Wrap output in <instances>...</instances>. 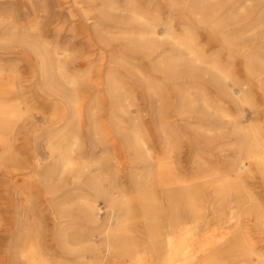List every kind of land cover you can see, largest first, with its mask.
I'll use <instances>...</instances> for the list:
<instances>
[{
    "label": "rangeland",
    "instance_id": "obj_1",
    "mask_svg": "<svg viewBox=\"0 0 264 264\" xmlns=\"http://www.w3.org/2000/svg\"><path fill=\"white\" fill-rule=\"evenodd\" d=\"M195 4L203 6L195 9L198 13L192 12ZM217 20L224 22L222 29L215 27ZM9 34L30 36L49 51L61 49V65L67 77L77 78L82 98L77 117L65 107L62 112L48 93L29 47L17 42L9 51L1 42ZM177 42L191 43L196 57ZM173 56L178 59L171 67ZM0 68L17 71L24 94V116L11 125L13 163L31 165L25 173L42 175L45 170H35L34 164L38 158L49 164L50 158L42 160L48 145L58 141L63 150L65 134L78 138L71 154L75 169L61 164L59 197L51 199L37 185L25 193L31 199L25 228L36 232L33 240L46 257L61 255V261L74 263L79 254H69L65 244L76 241L94 242L101 256H112L108 244L113 239L104 229L111 200L125 205L122 211L132 217L130 231L146 242L140 208L152 187L145 173L160 165H171L176 179L204 192V203L211 202L204 182L218 173L231 174L242 195L264 206L263 170L237 152L246 131L264 137V0H0ZM110 81L125 102L124 111L113 112L106 92ZM63 86L74 92L75 87ZM122 127L135 128L144 138L143 156L118 135ZM241 160L246 169L230 173V163ZM89 180H98L109 198L97 197ZM10 181L14 189L7 193ZM22 181L0 169V264L4 258H9L5 264H23L20 254L29 243L23 239L16 245L10 222L12 213L24 212L18 205L25 196L23 201L14 196ZM154 194L155 206L166 211L163 191L157 188ZM84 201H96L95 227L81 217ZM116 225V219L109 224ZM59 226L68 234L61 237V248ZM254 232L253 237L264 239ZM85 255L93 259L92 253Z\"/></svg>",
    "mask_w": 264,
    "mask_h": 264
},
{
    "label": "bare ground",
    "instance_id": "obj_2",
    "mask_svg": "<svg viewBox=\"0 0 264 264\" xmlns=\"http://www.w3.org/2000/svg\"><path fill=\"white\" fill-rule=\"evenodd\" d=\"M193 9L192 12L195 13L196 10L201 11L203 6L195 4ZM216 23L217 29L224 27L222 20H217ZM154 35H156L155 31ZM1 42L6 44L9 51H13L17 42L23 44L22 46L29 47L39 61L44 86L50 95L56 97L58 104L61 105V111H64V107L67 108L73 118L80 114L82 98L76 91L77 78L75 76L67 77L66 68L61 65L60 48L49 51L46 45L39 46L35 39L27 35L21 39L14 35H5ZM178 46L184 48L190 56H195L191 43L182 42L178 43ZM65 58L67 61L69 55H66ZM199 58L197 57L198 60H200ZM177 59L173 56L169 62L170 66L175 64ZM210 68L216 74L224 78L227 77L220 69L214 66ZM65 83L75 87L74 92L67 88L66 90L63 86ZM106 92L110 98L113 112L124 111L125 102L112 81L108 82ZM23 95L17 71L0 68V151L6 157L3 158L0 155V160H3L0 161V169L4 171L6 177H24V181H22L24 189L22 186L15 189L14 196L20 201H23L24 196L26 198L23 204L19 203L18 205L19 209L24 211L23 214L16 211L10 217L12 228L15 226V242L19 246L23 239L29 241L27 248L20 254L23 264H67L61 261V255L46 257L41 253L40 246L33 240L36 232L25 228L27 225L25 224L26 211L31 207V199L25 193L29 192L33 186L35 188L38 186L37 189L41 187L46 196L48 195L51 199L59 197L61 164L64 168L75 169L78 163L71 154H74L78 147V138L74 132L65 134L63 143H66L67 146L63 150L61 142L54 141L48 145L47 157L42 160L50 158L49 164H41L38 162L39 158L34 164L35 170L41 168L45 170L42 175L41 172L25 173V170L29 169L25 167L31 165L19 166L17 163H13L15 151L10 140L12 123L24 116L20 108ZM90 109L95 111L96 108L91 107ZM137 132L135 128L124 129V127L117 131L137 156L140 154L143 156L146 150V141ZM237 152L239 156L243 155L244 159L256 160L263 170L264 176V137L258 131H246L243 134V141L238 145ZM230 167V173H235V175H239L246 169L242 160L230 163ZM145 174L147 182L152 187L150 196L143 195L145 199L143 198L140 208V217L143 218L145 225L142 234L145 236L146 242L137 241L130 231L132 217L129 213L122 211L125 209V205L115 204L111 200V211L107 215L104 229L108 238L113 239L108 244V253L112 256H107V254L101 256L94 242L76 241L73 242L74 245H72L73 243H64L69 254H79L74 263L68 264H264V239L259 240L258 236L253 237L252 235V231L255 230L254 233L261 234V237L264 238V206L253 201L250 196L242 195L241 185L232 179L231 174L213 173L206 179L204 185L207 186L205 191H209L206 196L211 198L210 203H204L202 198L205 194L200 192L197 187L187 183L183 184L176 179L171 165H160L154 173L149 170ZM10 182L12 184H10L11 187L6 188L7 193L14 189L12 186L14 181ZM7 184L9 185V182ZM89 186L95 191L97 197L109 198L108 191L104 190L98 180H89ZM157 188H160L164 193L167 203L166 211H161L154 204V190ZM57 207L59 216H61V206ZM81 207L82 219L91 227L97 226L99 220L96 217V201H84ZM114 219L117 220V225L111 228L109 224ZM66 233H61V226L56 231L60 248L61 237H67ZM71 245L72 247H70ZM86 251L93 254V259L90 260L86 257ZM126 260L129 262L126 263ZM3 261L5 264L9 258H4Z\"/></svg>",
    "mask_w": 264,
    "mask_h": 264
}]
</instances>
